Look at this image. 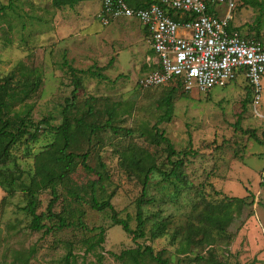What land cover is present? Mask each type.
<instances>
[{
	"label": "rangeland",
	"instance_id": "1",
	"mask_svg": "<svg viewBox=\"0 0 264 264\" xmlns=\"http://www.w3.org/2000/svg\"><path fill=\"white\" fill-rule=\"evenodd\" d=\"M31 2L0 0V77L14 75L17 83L22 73L28 72L38 78L35 93L26 101L34 106L33 119H51L59 126L74 89L66 63L83 71L103 68L107 80L81 75L82 87L71 116L104 125L111 113L113 125L123 132H102L91 144L83 141L74 148L78 154H90V169L76 161L66 184H57L59 201L54 211L76 226L50 235L31 229V218L23 211L29 195L21 183H30L36 156L49 147L53 134L45 133L36 143L15 151L10 168L15 177L19 175L17 166L23 174L12 194L0 187V264H13L19 253L32 248L37 252L30 264H65L70 251L75 256L73 264H124L116 255L138 247L163 252L168 264H264V145L250 137L255 133L263 139L264 77L260 104L254 102L253 95L247 99L250 88L243 77L208 93L187 92L183 87L175 93L172 120L159 129L177 151L191 148L197 154L184 168L186 183L165 180L157 172L151 175L147 193L153 201L143 207L146 237L134 240L122 227L114 226L111 211L91 208L92 186L98 183L99 201L113 195L111 202L119 218H129L131 228L137 229L143 179L123 164L121 155L135 152L142 164L169 169L165 145L157 144L155 127L163 115L161 99L176 83L141 90L137 83L145 73L144 58L132 59L126 53L116 58L81 30L70 37L76 42L67 39L60 43L50 21L32 20ZM93 3L98 6L101 0ZM240 5L239 1L234 21L251 25L257 12ZM96 10H89L88 17L96 20ZM261 39L264 42V29ZM135 60L138 67H134ZM89 105L95 108L92 114ZM226 197L238 200L226 202ZM52 198L51 189L39 194V214L48 215ZM206 209L210 221L201 217ZM81 222L86 229L77 226ZM43 223L49 224L47 219ZM192 224L208 228L210 244L202 234L189 232ZM103 231L104 242L98 245ZM154 234L159 235L154 238ZM187 235L195 244L190 252L180 254ZM145 264L158 263L148 258Z\"/></svg>",
	"mask_w": 264,
	"mask_h": 264
},
{
	"label": "trees",
	"instance_id": "2",
	"mask_svg": "<svg viewBox=\"0 0 264 264\" xmlns=\"http://www.w3.org/2000/svg\"><path fill=\"white\" fill-rule=\"evenodd\" d=\"M93 1V0H52L55 8H62L66 6L73 7L80 2ZM240 6L252 8L257 12L255 21L249 26L250 34L248 37L255 38L259 41L261 39V33L264 29V0H239ZM130 5V1H128ZM153 2H148L146 7ZM132 7V6H131ZM145 7V6H144ZM168 14L175 20H181V17L186 18L181 12L169 10ZM232 23V22H231ZM230 30L238 31L231 26ZM69 71L72 75V82L74 89L71 93V99L68 100L67 107L62 111V124L59 126L53 125V120L43 119L40 122H35L33 119L34 106L26 101L35 93L34 87L39 80L34 79V75L31 73H22L20 80L14 83V75L0 77V187L7 193L12 194L17 181L21 179L23 171H20L17 166L18 176L13 175V171L10 168L12 162L15 160V151L21 147L27 148L29 144L36 143L41 136L45 133L53 134V141L49 147L41 154L36 156L34 170L30 173V183H21L24 191L29 195V200L23 211L31 218V229L37 232H44L46 235H50L56 230H63L65 228H71L74 223L67 221L66 218L54 211L56 204L59 201V194L57 184H66V179L73 172V167L76 161L81 160L83 167L90 169L88 160L89 153L78 154L74 151V148L80 145L83 141L91 144L94 137L102 132H113L114 134L123 132L120 127L117 128L113 125V114L110 113V118L104 125L88 123L85 117L74 120L71 116V110L76 106L78 100V93L82 87L81 75H90L102 80H107V77L100 71L95 69H89L87 71L77 70L68 65ZM157 68V67H156ZM155 68V69H156ZM247 81V80H246ZM175 84V83H172ZM176 87H173L169 93L161 99V109L163 115L159 118V121L155 127V137L157 138V144H164L167 152V165L169 169L158 168L155 164L145 165L140 160V155L134 153L125 152L122 153L123 164L128 167H132L135 172L138 173L143 179V192L142 196L137 200V229L133 230L130 225L129 218H119L118 212L115 210L111 200L113 195L106 201H99L97 196V185L95 182L91 190L90 205L91 208L98 212L111 211L112 221L114 226H120L124 232L134 237V240H138L146 237L147 219L145 218L143 207L152 203L153 199L148 198L147 189L149 187L150 177L153 173L157 172L164 177L165 180H175L182 183H186L187 178L184 174V168L190 157H196V152L191 148L185 151H177L174 144L166 136L164 130L159 129V125L165 122H170L174 113V96L175 93L182 87L181 83H176ZM250 91L248 92L247 99L250 101L253 95L252 88L248 85ZM158 88V87H157ZM150 88L146 90H151ZM143 90V91H146ZM248 101V102H249ZM89 114L94 113L95 108L89 105ZM86 116V115H84ZM239 129L240 126H239ZM243 129H241L242 131ZM125 132V131H124ZM129 133V132H127ZM245 134H251L250 131H244ZM251 138L259 141L264 145V132L263 139L260 141L255 133L250 135ZM10 177V178H8ZM100 180L103 178L99 173ZM52 190V200L47 207L48 215L44 213H38V196L45 190ZM81 199V197H80ZM226 202L238 200L237 198H225ZM219 206V205H215ZM201 217L210 221V211L207 209ZM47 219L49 224L43 223V220ZM80 228L86 229L85 225L81 222L77 225ZM213 226V225H212ZM163 228V225H161ZM189 232L199 233L204 236L203 240L207 239L208 228L196 226L194 224L189 226ZM159 234H154L153 237H158ZM209 238V237H208ZM207 244H210V240H206ZM104 242V231L101 232V237L97 244L100 245ZM194 241L191 239V235H187L180 244L179 253L185 254L190 252V247L194 246ZM36 249L32 248L28 253H19L15 257L13 264H30L31 259L36 254ZM162 253H155L151 247H138L136 249H129L123 251L116 258L123 261L124 264H145L148 258L152 259L158 264H168V261L162 258ZM75 259L74 254L70 251L65 257V264H73Z\"/></svg>",
	"mask_w": 264,
	"mask_h": 264
},
{
	"label": "built area",
	"instance_id": "3",
	"mask_svg": "<svg viewBox=\"0 0 264 264\" xmlns=\"http://www.w3.org/2000/svg\"><path fill=\"white\" fill-rule=\"evenodd\" d=\"M239 0H155L133 8L127 0H102L97 19H134L148 32L158 67L138 80L141 90L181 83L187 92L226 88L239 77L248 81L260 104L264 42L230 30ZM169 10L184 17L175 21Z\"/></svg>",
	"mask_w": 264,
	"mask_h": 264
},
{
	"label": "crops",
	"instance_id": "4",
	"mask_svg": "<svg viewBox=\"0 0 264 264\" xmlns=\"http://www.w3.org/2000/svg\"><path fill=\"white\" fill-rule=\"evenodd\" d=\"M32 0L29 12L33 11V19L37 21H50L55 31L56 39L60 43L69 39L76 42V38H70L81 30L84 36L90 37L100 43V49L108 53L114 52L117 57L122 53H126L129 58H144L143 69L144 75L151 73L158 67V57L152 49V44L148 32L141 24L134 19H118L113 20L111 25L104 26L99 19H91L88 17L89 10L99 12L101 4L94 5L93 1H84L70 7L54 8L52 0ZM102 1V0H101ZM133 8H144L148 2L155 0H127ZM129 4V3H128ZM231 26L238 29L244 36H249L250 24L245 25L237 21H231ZM87 30V32H85ZM246 30V32H245ZM75 40V41H74ZM62 45V44H61ZM117 51H116V50ZM134 67H138V61ZM135 69V68H134ZM157 69V68H156ZM137 69H135L136 71Z\"/></svg>",
	"mask_w": 264,
	"mask_h": 264
}]
</instances>
